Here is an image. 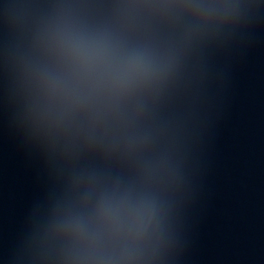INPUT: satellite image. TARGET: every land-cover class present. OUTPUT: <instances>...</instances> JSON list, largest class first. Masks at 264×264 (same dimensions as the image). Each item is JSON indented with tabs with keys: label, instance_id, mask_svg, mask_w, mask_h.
Here are the masks:
<instances>
[{
	"label": "clouds",
	"instance_id": "obj_1",
	"mask_svg": "<svg viewBox=\"0 0 264 264\" xmlns=\"http://www.w3.org/2000/svg\"><path fill=\"white\" fill-rule=\"evenodd\" d=\"M240 7L236 0H125L104 26L57 10L39 25L26 64L29 118L68 154L80 142L142 151L152 139V106L178 63L171 48L133 38L143 18L183 16L202 29L235 21ZM164 175L163 165L146 164L135 182L74 176L45 234L59 243L58 264L155 259L165 244L167 211L149 183Z\"/></svg>",
	"mask_w": 264,
	"mask_h": 264
},
{
	"label": "water",
	"instance_id": "obj_2",
	"mask_svg": "<svg viewBox=\"0 0 264 264\" xmlns=\"http://www.w3.org/2000/svg\"><path fill=\"white\" fill-rule=\"evenodd\" d=\"M125 0H0V114L27 91L25 68L39 25L57 10L104 26Z\"/></svg>",
	"mask_w": 264,
	"mask_h": 264
}]
</instances>
